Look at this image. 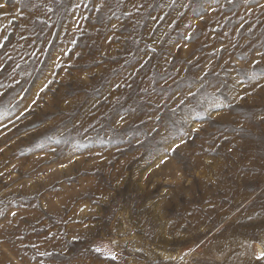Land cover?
Returning a JSON list of instances; mask_svg holds the SVG:
<instances>
[{
    "label": "rangeland",
    "instance_id": "obj_1",
    "mask_svg": "<svg viewBox=\"0 0 264 264\" xmlns=\"http://www.w3.org/2000/svg\"><path fill=\"white\" fill-rule=\"evenodd\" d=\"M0 5V264H264V0Z\"/></svg>",
    "mask_w": 264,
    "mask_h": 264
},
{
    "label": "snow or ice",
    "instance_id": "obj_2",
    "mask_svg": "<svg viewBox=\"0 0 264 264\" xmlns=\"http://www.w3.org/2000/svg\"><path fill=\"white\" fill-rule=\"evenodd\" d=\"M3 5H0V7H2Z\"/></svg>",
    "mask_w": 264,
    "mask_h": 264
}]
</instances>
